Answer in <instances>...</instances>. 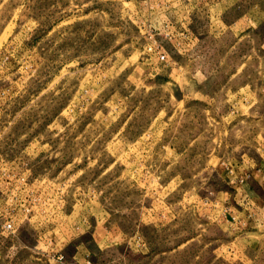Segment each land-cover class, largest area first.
I'll return each instance as SVG.
<instances>
[{"label": "rangeland", "instance_id": "374dc122", "mask_svg": "<svg viewBox=\"0 0 264 264\" xmlns=\"http://www.w3.org/2000/svg\"><path fill=\"white\" fill-rule=\"evenodd\" d=\"M0 264H264V0H0Z\"/></svg>", "mask_w": 264, "mask_h": 264}, {"label": "built area", "instance_id": "2783aa9c", "mask_svg": "<svg viewBox=\"0 0 264 264\" xmlns=\"http://www.w3.org/2000/svg\"><path fill=\"white\" fill-rule=\"evenodd\" d=\"M157 57H158L159 60H162L163 57H164V55H163L162 53H159V54L157 55ZM7 227H8V225H7Z\"/></svg>", "mask_w": 264, "mask_h": 264}]
</instances>
